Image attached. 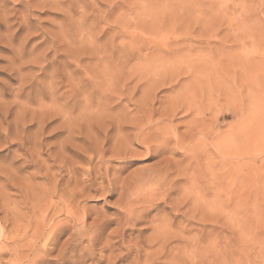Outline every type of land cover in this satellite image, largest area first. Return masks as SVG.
<instances>
[{
	"label": "rangeland",
	"instance_id": "obj_1",
	"mask_svg": "<svg viewBox=\"0 0 264 264\" xmlns=\"http://www.w3.org/2000/svg\"><path fill=\"white\" fill-rule=\"evenodd\" d=\"M0 102V264H264V0H0Z\"/></svg>",
	"mask_w": 264,
	"mask_h": 264
},
{
	"label": "bare ground",
	"instance_id": "obj_2",
	"mask_svg": "<svg viewBox=\"0 0 264 264\" xmlns=\"http://www.w3.org/2000/svg\"><path fill=\"white\" fill-rule=\"evenodd\" d=\"M65 1H67V0H65ZM71 2H72V1H71ZM23 65H25V64H23ZM23 65L20 66V67H23ZM20 67L17 68V69H14V70L12 69V72L14 71V73H18V74H20V76H21V82H23V83L25 84V86H26L27 83L24 82V81H25V80H24L25 77H24V78L22 77L23 74H21V73H22V69H21ZM14 68H15V67H14ZM23 68H24V67H23ZM45 70H46V69H45ZM53 71H54V70H53ZM53 71L50 73V77H51V78H53V77L55 76V74H57L56 72H53ZM46 72H47V71H46ZM47 73H49V72H47ZM44 75H45V74H44ZM46 75H47V74H46ZM50 77H49V78H50ZM55 79H56V77H55ZM55 79H54V80H55ZM10 80H14V78H12V76H10ZM54 80H53V81H54ZM56 80H57V79H56ZM53 81H50V82H49L50 84H48L49 86H48V89H47V90L44 89L43 91H39V89H38V93L36 92L37 90L34 91V92H36L35 96H31V97L28 96V99L30 98L29 102L32 103V102L37 101V102H35V103H38V102L43 101V100L46 99V98H49V99L51 98V99L57 100L58 97L56 96L57 94L55 93V90H57L56 88L58 87V85H56L58 80H57V81H54V82H56V83H54ZM21 82H20V83H21ZM51 82H52V84H51ZM58 82H59V81H58ZM53 83H54L57 87L54 86ZM59 83H60V82H59ZM24 84L21 83L20 88L16 90V94H15V92H14L15 96H17L18 98L22 97L23 94H24V91H25V90H24V87H25ZM42 85L45 86V84H42ZM41 87H43V86H41ZM41 87H40V88H41ZM45 87H47V86H45ZM54 87H55V88H54ZM34 90H35V89H34ZM41 90H42V89H41ZM56 92H57V91H56ZM28 93H29V92H28ZM28 93H26V94H28ZM29 94H30V93H29ZM55 94H56V95H55ZM55 96H56L57 98H56ZM89 96H90V95H89ZM17 97H16V98H17ZM26 97H27V96H26ZM86 98H87V97H86ZM90 98H91V97H90ZM49 99H48V100H49ZM51 99H50V100H51ZM54 100H53V102H54V104H56L57 102L55 103ZM86 100L88 101L89 98L86 99ZM2 102H3V101H2ZM58 102H59V100H58ZM88 102H89V101H88ZM0 103H1V102H0ZM26 103H28V102H26ZM90 103H91V99H90ZM1 104H2V106H4V107L7 106V105H5V104L3 105V103H1ZM1 104H0V106H1ZM39 104H40V103H39ZM41 104H43V103L41 102ZM11 105H12V104H11ZM2 106H1V107H2ZM20 106H22V105H20ZM25 106H26V104H24V107H25ZM90 106H91V105H90ZM1 107H0V108H1ZM9 108H10V107L6 108V109H8V110H5V108H4V109L2 110L3 112L1 111V113L3 114L2 116L4 117V121H6V120H7V116L10 115V109H9ZM1 109H2V108H1ZM25 109H26V108H25ZM25 109H23V111H26V112H27V109H26V110H25ZM87 109H88V107H87ZM61 111H62V110H61ZM186 111H187V110H186ZM34 112H35V111H33V113H34ZM21 114L23 115L24 112L21 113V111H20V115L18 114V116H21ZM34 114H35V113H34ZM24 115H26V113H25ZM24 115H23V116H24ZM31 115H32V114H31ZM0 116H1V115H0ZM12 116H14V114H13ZM12 116H11V117H12ZM16 116H17V115H16ZM25 117H26V116H25ZM33 117H34V116H32L31 119H33ZM18 118H21V117H18ZM39 118L43 119V117H41V116H40ZM22 119H23V117H22ZM41 119H40V120L37 119L38 121L36 120V122H39V123H38V124H40L39 126L42 127V128H38L39 131H41V129L43 130V126H42V125H44V124H41L42 122L44 123V121H43L44 119H43L42 122L40 123ZM2 120H3V119H1L0 121H2ZM15 120H17V118H16ZM67 120H68V119H67ZM17 121H18V120H17ZM23 122H24V119H23L22 122H16V124L18 123L17 125H19L20 123H23ZM30 122H31V120H30ZM33 122H34V120H33ZM62 122H63V121H62ZM132 122H133V121H132ZM132 122H131V123H132ZM3 123H4V122H3ZM13 123H15V122H13ZM133 123H134V122H133ZM4 124L7 125L6 123H4ZM4 124H3V125H4ZM9 124H10V123H9ZM9 124H8V125H9ZM16 124H14V125H16ZM64 124H65V123H64ZM117 124H119V122H117ZM117 124L115 123V125H117ZM120 124H121V122H120ZM120 124H119V125H120ZM146 124H147V123H146ZM146 124H145V125H146ZM0 125L2 126V123H0ZM8 125H7V126H8ZM17 125H16V126H17ZM21 125H22V124H21ZM26 125H27V124H26ZM122 125H123V124H122ZM7 126H6V127H7ZM10 126H11V124H10ZM16 126H15V127H16ZM19 126H20V125H19ZM19 126L16 127L17 130H19V129H18ZM23 126H25V124H24ZM133 126H136V125L133 124ZM133 126H132V127H133ZM21 127H22V126H20L19 128H21ZM143 127H144V126H143ZM2 128H3V127H2ZM9 128H10V127H8V129H9ZM116 128H117V127H116ZM116 128H115V129H116ZM118 128H119V130H117V131H120L123 127L119 126ZM21 129H22V130H23V129L25 130V128H23V127H22ZM4 130H5V129H4ZM4 130H3V131H4ZM22 130H21V131H22ZM6 131H7V130H6ZM12 131H13V129H12ZM12 131H11V133L13 134L14 132H12ZM21 131L19 130V133H20ZM27 131H28V130H27ZM37 131H38V130H37ZM9 132H10V131H9ZM16 132H17V131H15V133H16ZM122 132H123V131H122ZM122 132H119V134L122 133ZM15 133H14V134H15ZM19 133H16V134H19ZM21 133H23V132H21ZM39 133H41V132H39ZM135 133H136V132H135ZM14 134H13V135H14ZM23 134H24V133H23ZM23 134H22V135H23ZM25 134H26V133H25ZM36 135H37V133H36ZM107 135H108V134H107ZM9 136H10V133L7 132V134L5 135V138H6L5 140H8V137H9ZM23 136H24V135H23ZM82 136H83V135H82ZM139 136H141V134H139ZM39 137H40V135H39ZM118 137H119V136H118ZM141 137H143V136H141ZM13 138H14V137H13ZM13 138H12V139H13ZM15 138H16V137H15ZM18 138H19V137H18ZM24 138H25V136H24ZM24 138H23V139H24ZM37 138H38V137L36 136V139H35V140H37ZM76 138H77V137H76ZM89 138H90V137H89ZM146 138H147V137H146ZM16 139H17V138H16ZM119 139H120V138H118V139H116V140H119ZM150 140H151V139H150ZM165 140H166V139H165ZM29 141H30V140H29ZM37 141H39V140H37ZM37 141H36V142H37ZM119 141H122V140H119ZM34 142H35V141H34ZM36 142H35V144H36ZM94 142H95V141H94ZM107 142H108V141H107ZM107 142H106V143H107ZM37 143H38V142H37ZM116 143H117V141H116ZM119 143H120V142H118V144H119ZM124 143H125V142H124ZM146 143H147V142H146ZM11 144H12V143H11ZM38 144H41V143H38ZM38 144H36V145H38ZM121 145H122V144H121ZM123 145H124V144H123ZM34 146H35V145H34ZM103 148H104L103 146L100 147V150H103ZM106 152H107V151L104 150V151L100 154V156H99V161H98L99 163H102L103 161H105V154H106ZM82 155H83V154H82ZM126 157H127V156H126ZM115 158H116V157H115ZM88 161H89V164L92 165L94 159L89 158ZM106 162L109 163L110 161L107 160ZM100 166H101V165H100ZM87 167H88V166H87ZM88 169H89V168H88ZM107 169H109V168L107 167ZM107 169H106V170H107ZM82 173H83V172H82ZM85 173H86V175L88 176L89 179H90V177H92V175H93V176L96 175V178H95V179H96V180H97V179H101L104 183H105V181H107V179H108V173H107V171H106V173H102V169H99V167H96V169H94V168L92 167L91 170H88V171L86 170ZM150 174H151V173H150ZM164 174H165V173H164ZM164 174L162 175V177H164V176L167 177V176H168L167 174H166V175H164ZM169 174H170V173H169ZM152 177H153V176H152ZM159 178H160V177H159ZM151 179H152V178H151ZM160 179H161L160 182L162 181V183H164L165 180L163 181V178H160ZM165 179H166V178H165ZM90 180H91V179H90ZM90 180H89V181H90ZM79 182H80V181H79ZM103 182L101 183V185L103 184ZM155 182H156V181H155ZM158 182H159V181H158ZM162 183H160V185H161ZM154 184H155V183H154ZM158 184H159V183H158ZM158 184H157V186H159ZM109 185H110V184H109ZM162 185H163V184H162ZM174 185H175V184H174ZM110 186H111V185H110ZM170 186H171V185H170ZM101 187H102V186H101ZM113 187H114V186H113ZM162 187H163V186H162ZM105 188H106V187H105ZM164 190H165V189H164ZM166 190H167V189H166ZM108 191H109V190H108ZM110 191H111V190H110ZM166 194H167V193H166ZM166 196H167V195H166ZM200 198H201V197H200ZM202 200H203V199H202ZM199 201H200V199H199L198 201H196V202H199ZM200 202H201V201H200ZM204 202H205V201H204ZM194 204H195V203H194ZM195 205H196V204H195ZM203 205H204V203H203ZM205 205H206V204H205ZM207 205H208V204H207ZM201 206H202V205H201ZM201 206H200V207H201ZM208 206H209V205H208ZM181 207H182V206H181ZM204 207H205V206H204ZM201 208H202V207H201ZM205 208H206V207H205ZM202 209H203V208H202ZM205 210H206V209H205ZM193 211H194V210H193ZM207 211H208V210H207ZM202 212H203V211H202ZM197 213H198V212H197ZM204 214H205V213H204ZM128 215H129V214H128ZM141 215H142V214H141ZM136 216H137V215H136ZM129 217H130V216H129ZM127 218H128V217H127ZM188 219H189V218H188ZM132 220H133V219H132ZM132 220H131V221H132ZM137 220H138V219H137ZM171 220H172V219H171ZM125 221H126V220H125ZM128 221H130V220H128ZM138 221H139V220H138ZM138 221H136V222H138ZM141 221H142V220H141ZM169 221H170V220H169ZM185 222H186V221H185ZM134 223H135V221H134ZM186 224H187V223H186ZM128 225H129V224H128ZM136 225H138V224H136ZM181 225H182V224H181ZM128 227H129V226H128ZM133 227H134V225H133ZM163 228H164V227H163ZM126 229H127V228H126ZM101 230H102V229H101ZM157 230H158V229H157ZM163 230H164V229H163ZM187 230H188V229H187ZM42 231L44 232L45 230L43 229ZM54 231H55V230H51L50 232L45 231L46 233L48 232V235H46V237L44 236L45 239H44V242L41 243V247L45 248V247L48 246L49 244H52V243L56 242V241H55V240H56V232H54ZM56 231H57V229H56ZM166 231H167V230H166ZM43 232H42V235L44 234ZM53 232H54V234H53ZM161 232H162V231H161ZM39 233H41V231H40ZM39 233H38V234H39ZM46 233H45V234H46ZM84 233H85V231H84ZM84 233H83V235H84ZM168 233H170V232H168ZM52 234H53V235H52ZM93 234H94V233H93ZM93 234H92V236H93ZM181 234H182V233H181ZM92 236H91V237H92ZM162 236H163V235H162ZM166 236H167V234H166ZM172 236H173V235H172ZM37 237H38V235H37ZM42 237H43V236H42ZM160 237H161V235H160ZM176 237H177V236H176ZM181 237H182V236H181ZM184 237H185V236H184ZM38 238L41 239V236H39ZM38 238L36 239V241L38 240ZM81 238H82V237H81ZM89 238H90V237H89ZM94 238L99 239L98 236H97V237H94ZM94 238H93V239H94ZM90 239H91V240H90V243L94 241L92 238H90ZM97 239H95V241H97ZM176 239H177V238H176ZM184 239H185V238H184ZM88 240H89V239H88ZM153 240H154V239H153ZM36 241H35V242H36ZM42 241H43V240H42ZM35 242H34L33 247L36 248V246H35L36 243H35ZM159 242H160V241H159ZM37 244H38V243H37ZM93 244H94V243H93ZM31 245H32V244H31ZM39 246H40V244H39ZM39 246H38V247H39ZM33 247H32V248H33ZM40 249H41V248H40ZM29 250H32V249L30 248ZM36 250H37V249H35V251H36ZM42 250H43V249H42ZM45 250H46V249L43 250V253L48 252V251L44 252ZM85 251H86V250H85ZM136 252H137V251H136ZM41 253H42V252H41ZM148 254H149V253H148ZM148 254H147V255H148ZM160 254H161V253H160ZM61 256H62V255H61ZM158 256H159V253H158ZM34 257H36V256H34ZM149 257H150V256H149ZM36 258H37V257H36ZM41 258H42V257H41ZM41 258H40V259H41ZM60 258H61V257H60ZM66 258H67V257H66ZM147 258H148V257H147ZM37 259H39V258H37ZM40 259H39V260H40ZM67 259H68V258H67ZM71 259H72V258L70 257V260H71ZM33 260H35V258H33ZM33 260H32V262H33ZM42 260H43V259H42ZM83 260H84V259H83ZM66 261H67V260H66ZM71 261H72V260H71ZM41 262H42V261H41ZM73 262H74V261H73ZM35 263H36V261H35ZM134 263H135V262H134ZM136 263H137V262H136ZM136 263H135V264H136ZM152 263H153V262H152ZM38 264H40V263L38 262ZM59 264H61V263H59ZM64 264H65V263H64ZM72 264H73V263H72Z\"/></svg>",
	"mask_w": 264,
	"mask_h": 264
}]
</instances>
